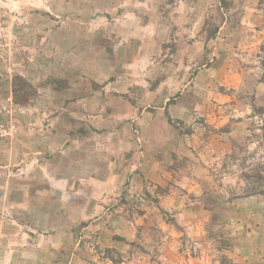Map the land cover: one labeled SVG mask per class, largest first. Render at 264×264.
Segmentation results:
<instances>
[{"label": "rangeland", "instance_id": "rangeland-1", "mask_svg": "<svg viewBox=\"0 0 264 264\" xmlns=\"http://www.w3.org/2000/svg\"><path fill=\"white\" fill-rule=\"evenodd\" d=\"M0 264H264V0H0Z\"/></svg>", "mask_w": 264, "mask_h": 264}]
</instances>
